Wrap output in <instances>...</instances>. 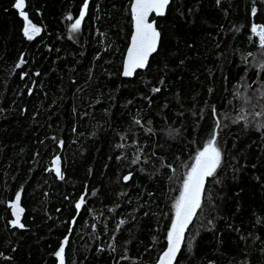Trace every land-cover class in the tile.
Instances as JSON below:
<instances>
[{
  "label": "trees",
  "instance_id": "16d2710c",
  "mask_svg": "<svg viewBox=\"0 0 264 264\" xmlns=\"http://www.w3.org/2000/svg\"><path fill=\"white\" fill-rule=\"evenodd\" d=\"M84 2L25 0L41 28L29 40L15 0H0V264H59L65 237V264H159L214 131L221 167L176 264H264V48L251 32L264 0H171L134 78L122 76L132 0H88L72 33ZM18 193L24 228L11 224Z\"/></svg>",
  "mask_w": 264,
  "mask_h": 264
},
{
  "label": "snow or ice",
  "instance_id": "6c2138e0",
  "mask_svg": "<svg viewBox=\"0 0 264 264\" xmlns=\"http://www.w3.org/2000/svg\"><path fill=\"white\" fill-rule=\"evenodd\" d=\"M171 0H133L131 5V13L134 20V35L131 38V46L127 51L126 63L123 69V76H132L137 69H143L147 66L149 57L157 51L161 33L158 31L155 19L150 22V17L164 16ZM25 0H15L14 7L18 10V14L26 21V25L23 28V33L27 39L32 40L38 36L41 32V28L36 26L30 19L25 11ZM89 3L88 0L82 5V10L79 17L74 20L70 26L72 33L79 32L82 22L88 12ZM257 9L252 8V15L256 14ZM69 21L73 20V17L69 15L67 17ZM251 32L255 33L259 37V45L264 48V26L258 27L253 24ZM25 61L21 57L19 63L16 65L19 68ZM260 69L264 70V63L260 64ZM26 75V74H25ZM39 75V73H36ZM23 78V76L21 77ZM155 92H159L160 89H154ZM31 94V93H30ZM239 95V94H237ZM264 99V94L261 96ZM246 103H250V98H245ZM215 111V109H213ZM258 116L264 115V113H257ZM139 123V122H137ZM220 121L217 120L216 126L219 127ZM59 145L63 146V141L59 142ZM122 147V145L118 146ZM139 158H137L138 160ZM223 159L222 148L218 143V133L213 132L210 135L207 143L201 150H199L195 156L194 163L190 165V170L186 173L185 178L182 181V188L179 192L178 198L174 204V219L171 223V228L167 233V249L163 252L159 259V264H176L177 256L181 252V247L185 241V232L188 230L190 224L193 223L194 218L197 217L198 211L202 210L205 199L206 183L209 178H215L217 170L221 167ZM137 161H133L136 163ZM55 168L53 169L56 176L63 180L64 175L61 171L60 157H56L53 162ZM175 169H173V172ZM131 175L125 176L124 180H130ZM215 182H218L216 180ZM22 192V190H21ZM88 195L87 191L81 195L79 201L75 204L77 210L86 203L85 196ZM95 195V193H92ZM211 199L210 195L207 197ZM15 219L11 221L13 227L24 228V224L21 222V216L24 211L21 206V193H18L14 202L10 204ZM259 223V220L257 221ZM75 218L71 221L72 225H75ZM124 223L123 221L120 222ZM71 231V229H70ZM69 240L65 237L63 245L55 253L59 258V264H65V246L68 245ZM191 242H189V249Z\"/></svg>",
  "mask_w": 264,
  "mask_h": 264
},
{
  "label": "water",
  "instance_id": "95a60500",
  "mask_svg": "<svg viewBox=\"0 0 264 264\" xmlns=\"http://www.w3.org/2000/svg\"><path fill=\"white\" fill-rule=\"evenodd\" d=\"M132 3H133V0H132ZM170 4H171V2H170ZM170 4H169V6H170ZM131 5H132V4H131ZM169 6H168V8H169ZM168 8H167V10H166V13H167V11H168ZM166 13H165V15H166ZM165 15H164V16H165ZM164 16H160V17H164ZM154 17H157V16H155V14H153V16L149 18V19H150V22H151L152 19H155ZM132 19H133V17H132ZM155 22H156V20H155ZM156 26H157V22H156ZM157 29H158V27H157ZM134 31H135V30H134V20H133V32H132L131 38H132V36L134 35ZM158 31L160 32L159 29H158ZM160 33H161V32H160ZM131 38H130L129 46H128V48H127V50H126V53H125L124 62H123V69H124V65H125V63H126L127 51H128V49H129V47L131 46ZM160 43H161V36H160V41H159V45H158L157 51H156L155 53H153L152 56L149 57V60H148L147 66H146L145 68H143V69H137L136 72H135L132 76H130V77H125V76H123V74H122V76H123L124 78H134L138 71L146 70V69L148 68V66H149V63H150V61H151V58H152V57L158 52L159 47H160ZM122 73H123V70H122ZM54 168H55V167H54ZM126 176H128V175H126ZM124 181H125V180H124ZM128 181H130V180H127V181H125V182H128Z\"/></svg>",
  "mask_w": 264,
  "mask_h": 264
},
{
  "label": "rangeland",
  "instance_id": "374dc122",
  "mask_svg": "<svg viewBox=\"0 0 264 264\" xmlns=\"http://www.w3.org/2000/svg\"><path fill=\"white\" fill-rule=\"evenodd\" d=\"M14 219H15V216H14ZM14 219H13V220H14Z\"/></svg>",
  "mask_w": 264,
  "mask_h": 264
}]
</instances>
